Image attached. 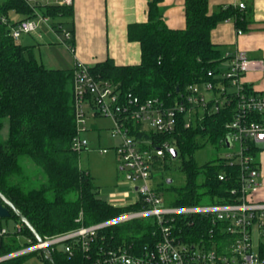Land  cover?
I'll return each mask as SVG.
<instances>
[{
  "label": "trees",
  "instance_id": "1",
  "mask_svg": "<svg viewBox=\"0 0 264 264\" xmlns=\"http://www.w3.org/2000/svg\"><path fill=\"white\" fill-rule=\"evenodd\" d=\"M185 1L186 27L170 29L162 16L161 0H150L148 21L130 24L127 30L129 39L140 44L141 63L121 66L106 59L91 66L93 75L141 100L159 97L168 103L180 98L188 85L213 81L208 72L217 75L225 58L220 46L211 42V32L220 22L235 16L238 29H244L246 22L232 5L209 14L208 0ZM59 13L62 17L72 16L73 8L52 5L44 11L53 19ZM14 15L34 17L25 0H0V132L5 123L9 128L7 138L0 139V192L28 218L40 236L71 230L78 226L75 220L81 213L87 226L139 209L137 205L113 206L98 197L93 176L79 167L81 152L72 148L76 134L73 68L51 69L36 61L30 47L10 35ZM231 120V109H222L187 129L179 124L172 135L159 138L169 139L178 156L173 159L167 154L163 167L157 164L155 171L177 169L187 180L184 187L172 188L173 183L166 179V190L174 195L167 201L169 204L187 206L230 200V191L238 185L240 167L226 164L220 157L198 166L193 154L207 140L224 147L226 124ZM26 161L42 173L40 182L34 184L24 177L22 164ZM220 174L224 180L219 179ZM10 212V218L21 222ZM151 222L147 218L118 224L107 235L117 245L133 242L144 246L156 240L151 234ZM192 229V238H198L200 233ZM21 234L33 238L25 226ZM16 235L9 238L11 245L0 247V254L21 248ZM52 258L59 264L56 255ZM3 263L23 264L24 256ZM45 264L52 263L46 258Z\"/></svg>",
  "mask_w": 264,
  "mask_h": 264
},
{
  "label": "built area",
  "instance_id": "2",
  "mask_svg": "<svg viewBox=\"0 0 264 264\" xmlns=\"http://www.w3.org/2000/svg\"><path fill=\"white\" fill-rule=\"evenodd\" d=\"M25 1L34 17L12 21L10 35L16 41L23 34L36 32L41 22L51 21L44 14L48 7L71 6L73 0ZM244 5L240 3L239 8ZM2 21L7 22L4 18ZM50 30L74 52L73 34L63 28L61 21ZM254 65L244 53L237 52L225 58L217 75L208 72L213 81L188 85L180 98L168 103L159 97L141 100L132 92H121L114 83L95 77L90 65L77 63L72 76L76 123L72 148L79 152L88 148L84 133L90 131V120L108 119L110 137L116 140L110 149L116 152L118 165L125 173L124 182L136 196L126 207L140 208L87 226L81 213L75 220L78 226L45 234L40 242L21 234L22 222L10 231L1 225V218L0 247L11 245L9 238L14 234L19 240L24 238L27 247L0 254V263L38 252L44 264L52 255L57 256L59 264H264V201L258 199L263 178L257 158L264 151V92L250 86L248 89L243 83L246 72ZM229 108L232 120L226 128L231 147L225 143L220 158L240 167L238 185L230 191V200L187 206L169 204L151 181L161 171H155L156 165L163 167L173 148L169 139L159 138L172 135L179 124L187 129L206 115ZM99 151L108 153V148ZM219 179L224 180V175L220 174ZM117 196L129 198V192L113 195ZM147 218L152 219L154 242L144 246L133 242L117 245L107 235L118 224ZM192 228L200 233L198 238H192Z\"/></svg>",
  "mask_w": 264,
  "mask_h": 264
},
{
  "label": "crops",
  "instance_id": "3",
  "mask_svg": "<svg viewBox=\"0 0 264 264\" xmlns=\"http://www.w3.org/2000/svg\"><path fill=\"white\" fill-rule=\"evenodd\" d=\"M149 1L73 0L72 16L51 18L50 24L41 22L36 32L22 35V37H29L32 42L21 45L30 47L32 52L33 49L42 47L45 54L51 57L49 58L48 55L41 60L43 61L41 63H46L47 65H43L51 69L73 68L77 63L94 66L97 62L106 59H111L121 66L138 65L141 63V47L139 42L129 39L127 30L130 24L148 21ZM208 1L209 14L232 5L235 13L246 22L244 29L236 27V16L220 22L211 32V42L220 46L223 58L240 52L253 60L255 65L246 72L243 83L256 92H264V0ZM240 3L245 4L244 8H239ZM185 4V0H161L159 5L162 16L170 29L186 27ZM22 18L24 17L12 16L14 21ZM60 21L63 23V28L73 34L71 43H73L74 52L61 44L54 32L50 30L52 25ZM54 49L58 52L59 58L52 54L51 50ZM110 127L111 125L106 129ZM261 171L263 182L258 191V199L264 201V164L262 162Z\"/></svg>",
  "mask_w": 264,
  "mask_h": 264
},
{
  "label": "rangeland",
  "instance_id": "4",
  "mask_svg": "<svg viewBox=\"0 0 264 264\" xmlns=\"http://www.w3.org/2000/svg\"><path fill=\"white\" fill-rule=\"evenodd\" d=\"M51 22H49L48 24H50ZM17 42L20 44H24L27 42H32V40L29 39V37L23 36ZM53 42L55 41L53 40ZM33 50L34 51L32 52V55L34 59L39 62H43L41 60H44L49 55L47 53V55L45 54L42 47ZM51 51L55 57L59 58V54L55 49ZM50 57L51 56L49 55V58ZM43 64L47 65L46 63ZM207 96L208 98L211 97V95L209 94ZM88 123L90 131L84 133V138L88 139L89 146L80 154L79 167L85 171H88L93 176L94 182L98 189V197L105 199L113 206L126 207L127 204L135 200L136 196L135 193L132 192L130 185H127L124 182L125 173L120 169L118 165V157L116 152H114L113 149H110L113 148L116 143V140H113L110 137V129H106L111 125V122L108 119L99 118L97 120L92 119ZM8 129V125L7 123H5L3 129L0 132L1 140H5L7 138ZM100 147L108 148V153L100 152ZM224 151V147H218L207 140L204 141L203 145L196 149L193 154V158L196 165L204 166L205 163L218 159L224 153ZM257 158L259 162L261 161L264 164V151L263 153L258 154ZM177 162L178 161L175 160L174 164H176ZM22 165L25 172L24 177L29 179L30 182L36 184L37 182H40L41 179H43L42 173L39 172L32 163L26 161ZM169 178L173 180L172 188L184 187L187 183L186 175L177 169L160 171V173L155 174L151 181L153 185L158 187L160 193H162L165 198H167V201L171 200L174 197L171 190H166L165 182L166 179ZM124 191L129 192V198H125L122 196L113 197V195H115L116 193H121ZM206 203L207 202H204V204ZM17 223L20 222L16 221L14 218L1 219V225L5 226L10 231L15 230V226L17 225ZM40 238H42V236H40ZM17 244H19L21 248L27 247L26 240L24 238H21L20 240L17 238ZM39 255L40 253L36 252L24 256L23 264H44L42 258H40Z\"/></svg>",
  "mask_w": 264,
  "mask_h": 264
},
{
  "label": "water",
  "instance_id": "5",
  "mask_svg": "<svg viewBox=\"0 0 264 264\" xmlns=\"http://www.w3.org/2000/svg\"><path fill=\"white\" fill-rule=\"evenodd\" d=\"M225 143H226L227 147H229V148L231 147L229 137H226ZM169 151H170L173 159H175L178 156V150H176L175 148L174 149L172 148ZM167 180H168L169 184H171L173 182V180H171L170 178ZM0 200L3 201V202H0V219L1 218H10L12 216L10 210L13 211V213L15 215H17V217L20 219V221L23 223V225L32 232L34 238L38 242H40L41 241L40 235L38 234L36 229H34V227L31 225L28 218H26L24 214H22L18 209H16L14 204L10 200H8L1 192H0ZM49 259H50L51 263L54 264L53 259L52 258H49Z\"/></svg>",
  "mask_w": 264,
  "mask_h": 264
}]
</instances>
